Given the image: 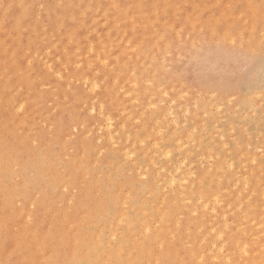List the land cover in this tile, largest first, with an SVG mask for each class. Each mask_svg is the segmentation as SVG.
<instances>
[{"label":"snow or ice","instance_id":"obj_1","mask_svg":"<svg viewBox=\"0 0 264 264\" xmlns=\"http://www.w3.org/2000/svg\"><path fill=\"white\" fill-rule=\"evenodd\" d=\"M207 7L217 14L207 19L206 13L185 15L187 6L179 3L0 0V21L7 28L13 17L17 31H27L30 20L38 27L45 10L50 17L54 8L53 40L58 32L67 41V59L58 56L55 64L36 50L42 69L31 49L25 55L37 92L23 102L15 100L12 109L25 116L36 105L39 119L26 117L18 130L5 125L0 190L6 199L11 196L13 211L27 214L28 233L40 199L31 200L33 193L45 190L60 169L65 193L68 182L80 183L83 174L90 196L105 205L100 219L113 221L111 232L100 230L99 244L84 245L82 232L95 226L87 215L78 222L66 218L64 230L50 228L42 241H19L21 251L34 249L35 257L9 264H253L256 246L264 256V0ZM71 9L77 11L69 20ZM93 11L97 16L102 11L106 21H123L125 27L131 17L134 35L125 32L110 47L114 29L109 27L105 38L96 33L97 20L87 25ZM48 30L46 26L44 32ZM81 41H87V56L81 55ZM81 82L83 89L76 87ZM177 84L184 85L179 111ZM184 88L195 91L189 95ZM45 106L46 115L39 111ZM225 113L229 115L221 120ZM105 160L112 164L102 169ZM96 172H101L99 180ZM142 193L153 199L146 201ZM29 200L32 211L25 209ZM84 224L89 227L83 229ZM10 227L5 222V230Z\"/></svg>","mask_w":264,"mask_h":264},{"label":"bare ground","instance_id":"obj_2","mask_svg":"<svg viewBox=\"0 0 264 264\" xmlns=\"http://www.w3.org/2000/svg\"><path fill=\"white\" fill-rule=\"evenodd\" d=\"M21 1L23 2V0H5V2H14V3H20ZM101 1H103L104 4L111 2V0H80L79 4H81V3H85V4L94 3L97 5H100ZM28 2L32 3L33 1H28ZM38 2H39V0H38ZM59 2L62 3V0ZM119 2L122 3L120 0H119ZM42 3L45 4V2H42ZM127 3H128V1L125 0V3H122V4L128 5ZM135 4H139V3L136 2ZM52 10L54 12L55 9H52ZM74 10L73 9L69 10V15L71 12H74ZM45 11H46V13H48L47 10H45ZM75 11H77V9ZM91 14H94L95 17L93 16V18H90L89 20H87L88 26H92L93 20H97L98 22L94 25L95 29H96V26L99 27V26H102V24L104 25L107 23H109L114 28V31H112V40L109 41L110 47H111L112 43H116L118 45L120 42V39H123L125 32H127L130 37L134 35L133 25L130 22L131 17L127 18L128 23L125 27L123 21H116L114 18L106 21L103 18L104 13L102 11L99 13L98 16H97L95 11ZM48 16H47V18L49 19L50 17H48ZM54 17H56V16L54 15ZM69 18H71V17H69ZM10 19L12 22V28H13L12 30H15V20L13 17H10ZM50 19H52V18H50ZM52 20H54V19H52ZM42 21H44V20H42ZM46 21H45V24H46ZM50 21H48V22H50ZM28 23H30V22H28ZM117 24H120L119 28H117ZM31 26L32 25H30V27ZM34 26L35 25H33V28H35ZM45 26L46 25H44V27ZM7 28H5L3 26V22L0 21V32H1L0 36L2 35V39L0 37V137H2L4 134L6 124L10 127V129L18 130L20 127L24 126L26 117L29 120H33V118L37 119V113H38L36 110L37 109L36 105H30L28 113H26L25 116H17V114L12 109V104L14 103L15 100L19 99L21 102H23V100L28 98L30 96V94L32 96H35V92H33L35 89H34V84L29 79L27 69H25V67L23 66L22 61H21L22 60L21 59V53L19 50V49H21V47L18 48V44L21 45V43H22V42L19 43V41H18V38L20 39V36H18L17 38L15 37V35L11 37V35H10L11 33L9 35L7 34V31H6ZM29 29H31V28H29ZM15 31L17 33L19 32L17 30H15ZM30 31H32V30H30ZM108 31L109 30H107V33L103 34L105 36V38H107ZM34 32H35V30H34ZM12 33H13V31H12ZM29 33H31V35H33L32 32H29ZM96 33H97V35L102 34V33L98 32L97 29H96ZM18 34H16V35H18ZM6 35L8 36L7 39H5ZM31 35H30V37H31ZM82 35H87V32L86 31L83 32ZM44 36H45V33H44ZM44 36H42V38H40V39H43ZM58 36H59V38H58V40H56L57 42H54L52 46L46 45L47 51L45 50L44 55L41 56V57H43V60H46L49 57L55 58L52 55V53H49V47H51V49L56 48L55 44H57V43L59 44V47H57L59 49L58 52L60 53V55L62 57L67 59V55L64 52V46L67 43V41H62L60 39V34ZM23 38H22V40H23ZM33 38L35 39L36 37H33ZM96 38H97L96 36L93 37L94 40ZM40 39H38V40H40ZM26 40H24V41H26ZM24 41H23V44H24ZM43 42H47V41L44 40ZM86 44H87V41H81L82 47L84 46V51H85L84 56H87L86 47H85ZM124 44H125V46L127 45V40H124ZM134 47H135V45H134ZM82 50H83V48H82ZM26 51H28V50H26ZM75 53H76V48L73 46L71 48V52H70V55L72 56L73 59L76 58ZM129 54H131V53H129ZM34 55H35V52H34ZM81 55H82V53H81ZM45 57H47V58L44 59ZM56 59H57V57H56ZM24 62H26V60ZM40 62H41L42 67H43V61L40 60ZM50 62H52V61H50ZM85 63L87 64V60L85 61ZM133 63H135V61H133ZM140 63L143 64L144 61L141 60ZM37 66H38V64H37ZM109 68L111 69V65L109 66ZM80 84L83 85L82 82ZM129 87H130V85H129ZM53 99H54V97H53ZM45 108H46V106H45ZM186 108H188V107H185V109ZM41 109L42 108H40L39 111ZM193 110H194V108H193ZM186 111H188V109H186ZM201 116H202V113H201ZM30 127H31V125H29V128ZM97 131H98V129H97ZM97 155H99V153H97ZM0 157H2V149H0ZM0 162H2V161H0ZM65 163L68 164L69 162L66 161ZM104 163L109 168L112 164V161L105 160ZM104 163L102 164V168L104 166ZM112 172H113V174H115L116 169L113 168ZM103 174H104L105 179H107L108 173L106 171H104ZM95 175H96V178L99 180V178L101 176V172H96ZM58 177L59 178L63 177V169H60V170L53 173V177L49 181V183L45 186V190L37 189L33 193L31 200H36L37 195L40 196V199L36 200L37 207H36L35 211L33 212L34 219L31 223L30 230L28 233L25 232V226L28 224L27 214L26 213L22 214L21 210H19V209H17L16 211H13L11 196H9L6 199L5 193L2 190H0V195H1L0 198H2L0 200V250L2 252H4V250H6L8 252L12 251V254L9 256V259L5 260L3 258L6 262L5 264H9V261L19 262V261H23L25 259H33L35 257V250L34 249H27L26 251L22 252L21 249L18 247V242L21 241L22 239H27L29 241H33L37 237H39V239L42 241L43 237L48 233L50 228L51 229L64 230L66 218H69L73 222H78V221L82 220L87 215L89 224L95 226L93 231L85 230L82 232V235L80 238H81V241L84 245L92 244V243L99 244L100 241H99L98 237H99L100 230L106 229L109 232H111L113 230V221L111 219H107V218L100 219V217L103 215L105 205L95 202L93 200V198L90 196L89 189L85 188L84 185L79 187V184L84 181L83 174H81V176H80V183L74 185V182H72V181L68 182L69 183V191L67 193H65L63 190V186H62V184L64 182L63 179H58ZM197 182L199 183V181H197ZM190 189H191V186L189 187V190ZM125 195H127V193H125ZM141 196L146 201H150L151 199H153L152 197L148 196L147 193H142ZM73 198H75V203L69 207L70 209L65 208L64 207L65 204L68 205V202L70 200H73ZM160 199L162 201L163 197L161 196ZM31 200H29L25 203V209H27L28 211H32ZM150 209H151V203H149V210ZM133 215H135V213H133ZM141 215H142V213H141ZM5 222L10 223V225H11V227L8 230H5V228H4ZM102 222L103 223L107 222L109 224H108V226H104L102 229H98ZM115 223L117 225H119V220H116ZM15 224L17 225L16 228H14ZM89 224H84L81 227L83 229H87L89 227ZM47 225H49V226L45 227ZM67 227L70 228L71 223H68ZM125 227H127V225H125ZM73 236H74L73 251H75V233L73 234ZM255 249H257L258 250L257 252L260 253L259 254L260 257L256 263H255V260L257 258L253 261V263L254 264H261V261L264 260V256L261 255V247L256 246ZM0 255H2V253H0ZM4 256H2V257H4ZM63 258L64 257H61V259H63ZM68 258H71V257H68Z\"/></svg>","mask_w":264,"mask_h":264},{"label":"rangeland","instance_id":"obj_3","mask_svg":"<svg viewBox=\"0 0 264 264\" xmlns=\"http://www.w3.org/2000/svg\"><path fill=\"white\" fill-rule=\"evenodd\" d=\"M28 1H33L32 3H42V2H45V4L46 5H54V3L55 4H57V3H61V2H59V1H61V0H39V2H38V0H23V2H28ZM36 1V2H35ZM47 1V2H46ZM72 1V2H71ZM122 3H125V0H120ZM128 1V5H131L132 3L133 4H135L136 2L137 3H144V4H161V5H163V4H177V3H179V4H183V5H186L187 6V9H186V11H185V15H188V14H190V13H192V14H199V13H206L207 15H206V19L208 18V17H211V16H213V15H215V14H217L216 13V10H214V9H212V8H210V7H207V6H210V5H212V4H215V3H218V2H232V3H237V4H246V3H248L249 2V0H127ZM22 2V1H21ZM67 2V3H66ZM79 2H80V0H62V3H65V4H73V5H78L79 4ZM256 2L258 3L259 2V0H256ZM31 3V2H30ZM76 3V4H75ZM100 4V3H99ZM101 4H104V2L103 1H101ZM195 5H199L200 7L199 8H196V7H193V6H195ZM54 9V8H53ZM47 10V9H46ZM74 10V9H73ZM76 10V9H75ZM75 10H74V12H75ZM56 10H54V12H53V10H52V14H51V16H50V18H52V19H54V20H52V19H48L47 18V16H48V13H46V11H45V16L46 17H44V19H42V20H44V21H40V24H39V26L37 27V25L35 24L36 23V21L35 20H30L29 22L31 23H27L26 25H25V28L27 27V29H28V31H24V30H21V31H19L18 33L15 31V30H12L13 28H12V22H11V19L9 18V24H8V28L6 29V31H7V34L9 35L10 33V35H11V37L12 36H14L15 35V37L17 38L18 36H20V39L18 38V41H19V43H21V45H19L18 44V48H20L21 47V49H19L20 50V53H21V61H22V64H23V66L25 67V69H28V61H27V59H25V55H26V53L29 51V49H31L32 50V58H34V59H36V63L38 64V68H41L42 67V64H41V62H40V60L38 59V58H36V50L37 49H39L40 50V57L42 56V55H44V53H45V50L47 51V46L48 45H53V43H54V40H53V27L55 26V20H56V18L57 17H54V15L56 16V12H55ZM62 12L64 11V10H61ZM154 11V10H153ZM163 11V10H162ZM48 12V11H47ZM94 12V11H93ZM93 16L95 17V15L94 14H90V16H89V18H88V20L90 19V18H93ZM49 17V16H48ZM69 17H70V15H69ZM70 19V18H69ZM47 20V21H46ZM51 20V21H50ZM34 21V22H33ZM45 21H46V24H45ZM48 21H50V22H48ZM44 23V24H43ZM48 23V24H47ZM53 23V24H52ZM32 25L31 27H30V25ZM42 24V25H41ZM51 24V25H50ZM10 25V26H9ZM33 25H35L34 27L35 28H33ZM44 25H48L47 27H48V32L47 33H45L44 32V28L46 27H44ZM29 26V27H28ZM44 28H43V27ZM38 29H37V28ZM103 27V28H102ZM108 27H110V28H112V29H114L109 23H107V26H106V24H102V26H99V27H97L96 26V29L98 30V32H100V33H102V34H104V33H107V30H109V28ZM29 28H31V29H29ZM240 28H241V30H243L244 29V25H243V23H241V25H240ZM52 29V30H51ZM10 30V31H9ZM30 30H32V31H30ZM34 30H35V32H34ZM100 30V31H99ZM12 31H13V33H12ZM39 31V32H38ZM29 32H32V34L33 35H31V33H29ZM52 32V33H51ZM139 32L140 33H143V27H141L140 29H139ZM1 33V32H0ZM24 33V34H23ZM29 33V34H28ZM35 33V34H34ZM38 33V34H37ZM44 33H45V36H44ZM49 33V34H48ZM13 34V35H12ZM16 34H18V35H16ZM28 34V35H27ZM38 36H37V35ZM42 34V35H41ZM52 34V35H51ZM249 34L251 35V32H250V27H249ZM25 37H24V36ZM30 35H31V37H30ZM35 35V36H34ZM48 37H47V36ZM59 33L57 32L56 33V38H55V42H57L56 40H58V38H59ZM237 35H239V33H237ZM42 36H44L43 37V39H40V38H42ZM58 36V37H57ZM1 37V39H2V35L0 36ZM7 35L5 36V39H7ZM24 37V38H23ZM33 37H36L35 39L33 38ZM14 38V37H13ZM22 38H23V40H22ZM49 38V39H48ZM27 39V40H26ZM38 39H40V40H37ZM247 39V38H246ZM24 40H26V41H24ZM47 41V42H43V41ZM23 41H24V44H23ZM255 42H256V46H257V49H258V46H259V33H256V36H255ZM84 43V42H83ZM39 44V45H38ZM26 45V46H25ZM31 45V46H30ZM47 45V46H46ZM55 46H56V44H55ZM49 48H51V47H49ZM57 48V47H56ZM56 48H53L52 49V51H51V53H52V55L55 57V58H51V57H49V58H47V57H45L44 59H46L47 60V62L49 63L50 61H52V62H50V63H52V64H55V62H56V57H62L61 55H60V53L58 52V48L56 49ZM83 48V50H81V53H82V55L84 56L85 54H84V46L82 47ZM26 50H28V51H26ZM44 50V51H43ZM34 52H35V55H34ZM42 53V54H41ZM206 55H212L213 57H214V53H206ZM26 60V62H24ZM40 65V66H39ZM57 67H60V65H56ZM43 68V67H42ZM41 68V69H42ZM73 70H74V66H73ZM28 72V71H27ZM93 75H94V73H93ZM33 79H35V80H37L38 81V77H34ZM104 78H103V76H101L100 77V80H103ZM52 84H53V86H55V84L57 83L56 81H55V79L53 78L51 81H50ZM64 87H67V85L65 84L64 85ZM76 87H79L80 89H83V85H81V84H79L78 86H76ZM176 94H175V98L177 99V101H178V103H177V105L175 106V108H176V110L177 111H179V109H180V96L181 95H183V93H181V92H179V89L180 88H182V87H184V85L183 84H177L176 86ZM178 88V89H177ZM34 91L33 92H35V94H36V92H37V88H36V85L34 84ZM168 91L171 93L172 92V89L171 88H169L168 89ZM184 91L186 92H188L189 93V95H192V92L193 91H195V89L193 88V89H189V88H184ZM60 98H61V100H63V89H61V91H60ZM94 98V97H93ZM54 99H55V97H54ZM170 103L169 104H171V101H169ZM195 99L193 98V100H192V111H195ZM185 107H188L187 105H185ZM193 108H194V110H193ZM185 109V108H184ZM186 109H188V108H186ZM186 109H185V111H186ZM40 111H43V112H45V115H46V108H42ZM203 115V114H202ZM229 114L228 113H225L224 115H221V117H220V119L221 120H223V119H225L227 116H228ZM37 119H39V116H38V113H37ZM258 134V133H257ZM254 145H255V140H254ZM253 151H255V147H253ZM96 163V161L95 160H93L92 161V163H93V165H95V163ZM103 163H104V161H103ZM205 163H207V161H205ZM197 166L199 167V161L197 160ZM108 167L105 165V163H104V166H103V168L102 169H107ZM107 172V171H106ZM198 183V182H197ZM225 183H227L226 181H225ZM83 185V182H81L80 184H79V187H81ZM191 185H189L188 187H190ZM1 196V195H0ZM2 198H0V200H1ZM71 201V200H70ZM71 205H69V203H68V205L67 204H65V208H67V209H70L69 207H70ZM257 219H259V217L257 216L256 217ZM108 224L109 223H101L100 224V226H99V228L98 229H102L104 226H108ZM16 224H15V227L14 228H16ZM49 225H47V226H45V227H48ZM174 226V225H173ZM193 226H195V223L193 224ZM167 225H164V229H165V231L167 230ZM259 226L257 225V228H258ZM133 239H134V237H133ZM258 239H259V233L257 232V241H258ZM258 250L257 249H255V251L253 252V254H252V256H251V260L252 261H254L256 258V260H255V263L259 260V254L260 253H258L257 252ZM0 253H2V255H0V264H5L6 262H5V260H7V259H9V256L12 254V251H6V250H4V252H2L1 250H0ZM6 253V254H5ZM5 255V256H4ZM7 255V256H6ZM2 256H4V257H2ZM2 257V258H1ZM6 257V258H5ZM5 260H4V259ZM226 259H227V257H225ZM254 264V263H253Z\"/></svg>","mask_w":264,"mask_h":264}]
</instances>
